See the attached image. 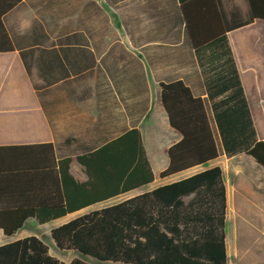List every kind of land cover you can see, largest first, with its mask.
<instances>
[{
  "label": "trees",
  "instance_id": "trees-1",
  "mask_svg": "<svg viewBox=\"0 0 264 264\" xmlns=\"http://www.w3.org/2000/svg\"><path fill=\"white\" fill-rule=\"evenodd\" d=\"M247 20L219 27L215 0H189L181 8L188 44L197 51L225 44V32L264 20V0H244ZM22 0H0V53L14 50V37L4 26L6 14ZM213 17L215 26H213ZM62 41H59V43ZM28 49L20 51L26 71L47 49V37L34 25ZM53 46V42H50ZM42 78L44 75L39 74ZM160 99L169 127L180 140L167 151L168 165L159 179L173 177L214 161L219 148L232 157L243 153L264 171V142L255 140L235 74L217 76L207 98L229 92L211 103L195 96L182 81L159 83ZM36 87V86H34ZM208 108L211 111L209 115ZM215 131L213 130V126ZM86 180L73 178V159H57L51 144L0 147V230L10 237L27 220L38 225L107 202L151 184V170L139 130L74 159ZM227 194L219 166L158 186L124 201L82 214L50 230L61 251L81 256L68 264H227ZM0 264H65L48 253L37 237L0 246Z\"/></svg>",
  "mask_w": 264,
  "mask_h": 264
},
{
  "label": "crops",
  "instance_id": "crops-1",
  "mask_svg": "<svg viewBox=\"0 0 264 264\" xmlns=\"http://www.w3.org/2000/svg\"><path fill=\"white\" fill-rule=\"evenodd\" d=\"M187 1H88L81 9V14L86 15L85 27L78 29L76 13L70 18L69 30L56 35L45 31L47 19L23 16L26 1L22 0L3 18L5 28L15 40L13 51L0 53V147L51 144L57 159H73L69 172L74 179L83 182L86 176L75 157L137 129L154 175L151 184L128 193L137 192L135 195H138L168 184L151 187L168 165L167 149L180 140L179 134L168 125L161 105L159 83L182 80L195 96L205 99L209 107L229 94L226 92L213 100L207 98L209 92H213L216 77L227 73L235 74L239 82L255 140L264 142V20L228 28L225 44L219 42L195 51L188 44L182 21L181 8ZM215 2L219 27L223 21L228 27L231 21L244 23L247 20L244 0ZM98 4L117 11L115 26H96L93 19L88 18V8ZM34 25L41 27L48 44L47 49L34 52L33 57L38 59L32 64L26 57V63L30 65L28 73L20 51L28 49L24 42L30 38ZM246 30L251 41L242 35ZM41 73L44 78L39 76ZM208 112L211 116L209 108ZM153 136L157 141L155 146H151ZM221 156L226 157L219 148L218 158ZM239 156L248 157L260 167L243 153L232 157ZM213 166L216 165L209 167ZM238 203L233 202L234 216L236 210L242 211L241 222L264 244L260 214L247 201L239 207ZM87 209L55 220V227L82 215L79 213ZM33 223L36 222L29 219L25 224ZM227 223L228 249L230 231ZM20 230L10 237L0 230V246L29 236L44 243L33 233L19 235ZM48 234L50 237V230ZM50 245L53 251L46 245L49 255L60 262L68 264L81 258L74 251L58 250L53 240ZM85 260L91 263V260Z\"/></svg>",
  "mask_w": 264,
  "mask_h": 264
},
{
  "label": "rangeland",
  "instance_id": "rangeland-1",
  "mask_svg": "<svg viewBox=\"0 0 264 264\" xmlns=\"http://www.w3.org/2000/svg\"><path fill=\"white\" fill-rule=\"evenodd\" d=\"M25 1L26 5L24 6L25 9L22 13L23 16L30 18L36 16L39 20L44 18L47 19L48 24L44 26L45 31L48 34L57 35L69 30L70 18L75 17L76 13L78 14L79 20L78 29H83L85 27L84 24L86 15L84 13L81 14L82 7L88 1L100 2L102 0ZM87 11L90 12V16L88 18L93 19V24L96 26L104 25L107 27L108 25L115 26L117 24L116 10H110L104 8L103 5L98 4L97 7H89ZM246 33L247 30L246 32L244 31L242 35H244L248 41H251L252 37L246 35ZM237 35H240V33ZM156 142V138L153 136L151 138V146H155ZM211 165H216L221 168L227 192L226 223L228 219L227 224L230 231L228 249L226 247L227 264H264V244L256 240L258 235L251 233L250 229L241 222L242 211L236 210V217L233 214L234 200L239 202L238 207L240 203L247 201L253 210L260 214V220H263L262 228H264V174L261 168L256 166L248 157L239 156L227 158L221 156L210 164L200 166L183 174L163 180L157 178L156 182L152 184L151 187L185 178L191 174L209 168ZM136 193L137 192L116 197L101 205L80 212L79 215L94 209L124 201L131 198L132 195H135ZM55 223L56 222L52 221L45 225H38L36 223L25 224L18 234L20 235L26 232L25 234L33 233L38 235L43 239L44 243L50 247V251H53L50 245L52 240L49 237L48 231L56 226ZM91 264H96V262L91 261Z\"/></svg>",
  "mask_w": 264,
  "mask_h": 264
}]
</instances>
